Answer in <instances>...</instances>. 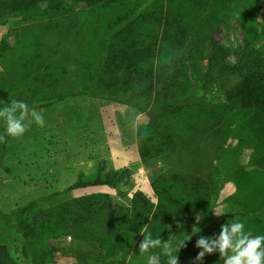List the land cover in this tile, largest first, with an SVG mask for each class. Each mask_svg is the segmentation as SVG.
Instances as JSON below:
<instances>
[{
	"label": "trees",
	"instance_id": "16d2710c",
	"mask_svg": "<svg viewBox=\"0 0 264 264\" xmlns=\"http://www.w3.org/2000/svg\"><path fill=\"white\" fill-rule=\"evenodd\" d=\"M244 3L245 0H146L131 6L129 0H0V24L16 17L31 22L18 28L27 31L18 34L24 41L15 46L6 39L0 43V63L18 61L22 76L30 79L26 88H31L13 93L15 83L9 75L0 74V101L23 100L36 109L85 95L132 106L150 119L147 132L139 135L143 158L172 153L180 144L186 145L172 123L183 118L193 101L200 98L213 100L216 108H211L212 114L215 109L218 113L223 104L231 108L237 104L241 112L252 114L264 130V22L258 24L247 17ZM78 5L96 19L111 17L104 37L96 41V49L88 54L79 51L69 65L53 61L51 54L41 58V51L25 36L31 30L41 31L40 35L69 31ZM204 5L207 11L223 8L227 12L225 19H192L186 14V9L198 13ZM231 17L241 26L243 39L228 49L214 39L213 33ZM207 43L212 49L208 58L204 56ZM54 51L59 50L49 52ZM6 148L7 137L0 143V167ZM128 173L127 169L105 175L99 172L91 179L79 177L55 195L116 188L130 178ZM170 177L154 182L157 205L141 193L133 196L129 206L115 203L109 194L93 193L47 209L40 200L18 207L11 217L24 239L22 252L30 256L31 251L35 263L63 249L50 246L52 240L71 237L96 248L107 263L131 264V254L139 255L143 239L139 230L143 226L153 237L166 240L172 235L179 240L183 218L190 208L176 192L183 178L179 174ZM191 184L197 192L203 189L202 179ZM236 215L233 211L230 219ZM253 220L264 227V216ZM158 252L154 248L148 254ZM0 264H18L6 245H0Z\"/></svg>",
	"mask_w": 264,
	"mask_h": 264
},
{
	"label": "rangeland",
	"instance_id": "374dc122",
	"mask_svg": "<svg viewBox=\"0 0 264 264\" xmlns=\"http://www.w3.org/2000/svg\"><path fill=\"white\" fill-rule=\"evenodd\" d=\"M145 1L129 0V3L133 6ZM242 7L247 17L254 18L258 24L264 22V0H245ZM76 8L69 31H49L40 35L41 31L31 30V34L25 36L26 41H32L41 51V58L51 54L49 58L53 61L69 65L79 51L88 54L96 49V41L104 37L111 17L103 16L99 20L84 6ZM206 8L204 5L198 13L186 9V14L192 19L193 16L225 19L227 12L223 8L217 6L211 11ZM29 24L31 22L23 17L0 24V43L6 39L15 46L24 41L18 34L27 31L18 28ZM213 37L219 44L233 49L242 41L243 32L231 17L214 29ZM59 45L61 47H57ZM51 49L59 51L49 52ZM17 51L20 52V48ZM211 54L207 43L204 56L208 58ZM20 68L21 64L15 60L0 63V74L9 75V80L15 83L13 93L26 88L30 82L22 76ZM30 88H26V92ZM214 106L209 98L194 100L186 115L172 123L179 131V138H185L186 145L180 144L175 152L166 151L148 158L141 155L139 135L147 132L150 119L132 106L81 95L36 108L44 117V127L33 122L22 137H7L0 167V245L9 247L18 264H113L103 261L96 248L83 241H73L71 237L52 240L50 246L63 249L55 256L37 259L34 263L31 251L30 256L22 252L25 243L14 226L13 211L35 200H40L47 209L93 193L109 194L115 203L124 206H129L133 196L141 193L157 205L154 182L179 174L183 180L176 185V192L190 208L183 218L179 240L184 238V233L191 235V239L176 253L178 264H223L218 253L206 254L202 261H195L200 251L195 241L201 236L219 234L221 224L233 220L243 222L245 230L253 235H264V227L253 220L264 216V130L252 114L241 112L237 104L232 108L223 104L218 113L215 109L216 113L212 114ZM127 169L130 178L116 188L55 195L79 177L91 179L99 172L105 175ZM197 179L203 180L200 192L191 184ZM233 211L237 215L230 219ZM219 213L222 214L216 215ZM197 216L202 217L198 224ZM194 226L201 231L192 235ZM147 255L131 254L130 263L147 264ZM161 264H165L164 259Z\"/></svg>",
	"mask_w": 264,
	"mask_h": 264
},
{
	"label": "clouds",
	"instance_id": "9594fccd",
	"mask_svg": "<svg viewBox=\"0 0 264 264\" xmlns=\"http://www.w3.org/2000/svg\"><path fill=\"white\" fill-rule=\"evenodd\" d=\"M33 122L39 127L45 125L43 115L34 107H29L25 101H0V124L3 127L0 143L4 142L6 137H22ZM220 214L222 213L216 215ZM201 219L200 216L196 217L197 224ZM139 231L143 237L138 246L139 255L150 253L154 248L159 249L158 253L147 255V264H161V257L164 258L165 264H178L176 253L191 239V235L184 233V238L180 240H175L172 235L166 240H161L159 236L153 237L144 226ZM200 231L199 227L194 226L192 235ZM195 247L200 249L195 261H202L206 254L218 253L223 264H264V235H253L246 231L244 223L238 220L221 224L219 234L201 236L195 241Z\"/></svg>",
	"mask_w": 264,
	"mask_h": 264
}]
</instances>
